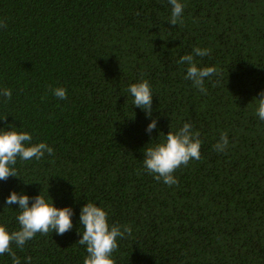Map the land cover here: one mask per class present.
Wrapping results in <instances>:
<instances>
[{"label": "trees", "instance_id": "16d2710c", "mask_svg": "<svg viewBox=\"0 0 264 264\" xmlns=\"http://www.w3.org/2000/svg\"><path fill=\"white\" fill-rule=\"evenodd\" d=\"M179 2L182 22L172 26L169 0H0V90L12 91L0 96V131L15 125L30 144L54 149L18 157V176L0 180V223L20 228L18 203L6 206L13 190L74 210L65 234L13 242L20 264L29 256L84 264L87 202L107 210L110 226L132 228L117 238L115 264H264V0ZM196 47L210 50L195 56L197 66L219 70L205 78L206 92L177 63ZM141 80L153 93L151 116L128 92ZM186 122L200 134L201 156L169 186L146 170L144 149ZM224 132L229 143L218 152Z\"/></svg>", "mask_w": 264, "mask_h": 264}, {"label": "clouds", "instance_id": "9594fccd", "mask_svg": "<svg viewBox=\"0 0 264 264\" xmlns=\"http://www.w3.org/2000/svg\"><path fill=\"white\" fill-rule=\"evenodd\" d=\"M172 5L170 24L176 26L178 21L182 22L181 17L184 5L179 0H169ZM0 27H6V23L0 21ZM209 49L196 47L193 54H186L180 57L177 63L187 64L186 79H190L194 86L201 92H206L204 80L211 75H217L219 70L215 67L197 66L195 56H206ZM128 92L134 98V106H139L146 111V115L151 116L153 93L148 80H141L132 84ZM56 97L60 99L67 98V91L63 87L53 90ZM0 96L10 100L12 91L9 88L0 90ZM258 109L257 115L264 120V91L257 96ZM7 118V117H3ZM158 118H153L148 124L146 131L151 133L157 128ZM0 131V180H7L10 176H18L13 167L17 158L21 160H31L33 158L41 159L45 152L51 155L54 151L45 142L30 144L32 136L27 131H17L13 125L10 129L5 127ZM228 134L221 133L220 140L214 145L218 152H223L228 146ZM202 140L199 132L192 130V124L186 122L182 128L173 132L170 130L165 137L164 142L149 146L144 149V166L149 173L155 174L157 180L163 179V182L169 186L178 184V179L173 175L175 170L181 165H187L192 159H200ZM30 199L33 202L30 204ZM19 205L20 210L16 217L20 228L10 231L5 224L0 223V255L8 253L13 260V264H20L19 257L12 250L13 242L19 248H23L25 243L37 233L47 234L50 230L58 235H63L73 227L72 216L74 210L71 206L57 207L51 197L46 199L41 193L35 197L28 194L18 193L13 190L7 197L6 206L13 204ZM80 225L84 226L82 238L78 241L81 245H86L87 253L84 264H115L112 253L118 247V237H123L125 233H131L130 225L120 226L108 222V212L97 203L87 202L81 208ZM123 227V231L121 228ZM28 264H31L32 258H26Z\"/></svg>", "mask_w": 264, "mask_h": 264}]
</instances>
